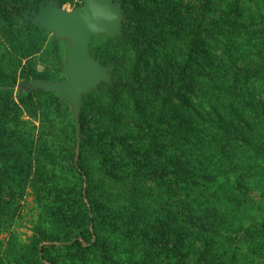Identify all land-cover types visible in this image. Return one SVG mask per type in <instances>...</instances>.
<instances>
[{"label":"rangeland","instance_id":"obj_1","mask_svg":"<svg viewBox=\"0 0 264 264\" xmlns=\"http://www.w3.org/2000/svg\"><path fill=\"white\" fill-rule=\"evenodd\" d=\"M32 1L41 7L47 0ZM57 1L60 6L70 10L83 0ZM130 2L131 15L136 8L135 3L145 8L141 9L139 15H133L134 20H130L125 26L129 42L123 41L119 51L124 56L126 52L128 61L125 67H131L136 61L134 70L137 71L138 82H135L134 89L139 83L143 86L144 94L141 96L146 108L134 106L131 85H126L123 81L125 79L118 77L121 67H117L114 78L123 81L124 86L117 88V93L115 91L114 110L116 108L118 119L125 122L126 131L121 133L127 136H124L121 144L114 141L113 146L117 150L123 147V159L125 151H128L127 157L131 158L141 149V154H137L138 158L133 159H140L145 167L139 172L130 173L131 176L138 177L137 184H130L128 179L124 180L125 183H120L112 176L108 178L109 174L98 166V159H101L99 153L102 150L110 152V148H106L107 144L102 143L97 147L94 143L96 135L107 129L105 123H108L107 111H110L111 105L106 94L85 99V105H88L85 110V118L88 119L85 130L89 140L83 144V148L82 132L76 147L75 123L68 104H57L58 108L53 106L43 117L41 114L31 117L21 106L23 127L32 135L33 140L36 141L41 136L49 145L56 146V159L61 161L57 171L59 170V175L65 173L64 182L68 186L77 187L80 179L73 178L74 174L65 169H70L72 160L77 162L79 155L83 153L90 167L89 178L92 181H80V184L89 185L95 195L103 196L101 207L108 205L104 209V216L109 213L111 221L107 229L98 227L99 232L108 231L110 234L107 247L95 245L85 251L83 256L56 244L57 246L49 248V256L57 258L59 264H150L148 256L143 257L146 241L154 243L161 236L166 237L165 239L167 236L171 237L167 231L169 222L162 226L159 217L168 213L174 217L176 209L185 200L180 193L185 196L186 190L177 193L178 190L173 188L174 182L177 183L180 179L174 174L166 178L168 186L156 178L153 183L145 180L143 171L146 170V165L151 161L155 164L157 161L158 167L163 161L174 163L177 159H187L191 163H197L213 159L211 167L214 172H218L215 168L221 170L225 167L221 173L223 175L217 181H211L207 188L194 189L191 186L188 193L202 196L198 199L206 209L217 201L218 205L215 207L221 216V223H216L214 232L218 236L212 237L214 235L211 232V240L203 246L199 239L195 240L188 235L187 241L191 243L192 249L184 260L187 264H221L218 253L224 248V264H264V145L257 149L248 140L242 141V137L249 138L250 131L264 140V120L241 102L251 98L264 101V0ZM123 11L126 13L124 7ZM126 15L128 17L127 13ZM18 19L19 17H14L12 25L6 28L0 25V75L6 73L10 78L15 77L13 81L0 79V99L2 93L9 91L17 103L19 97L26 93L21 92L17 96L16 83L25 79L23 71L30 73L27 79L42 75L47 80L62 79L64 76L60 72V65L66 57L65 40H55L46 29L29 26L31 24L25 25L22 22L24 26L20 27L16 24ZM107 40L104 35L94 36L90 41V49H104ZM130 40L133 42L130 43ZM129 45L139 47L134 49ZM136 52L139 53V58L131 60ZM208 54L216 58L211 67L206 65ZM143 59L148 60L149 67L145 66ZM168 61L174 68L178 67L177 73L172 75V92L164 89L169 81L163 79V74H159L157 79L151 74L146 79L144 75L151 68L155 71L157 65L167 66ZM150 90L155 93L152 94ZM42 96L50 97L48 94L37 93L33 99L36 101ZM34 103L37 108L38 103ZM210 103L214 105L213 112ZM148 105L151 106L150 109L147 108ZM234 106H237L236 111L239 113L245 111L252 127L245 128L243 135L237 133L236 136L229 137L210 125L208 115L220 112L226 116L228 108ZM142 115L153 118V122L148 120L143 124ZM178 115L184 121L196 125L202 130L201 133L196 132L194 135L191 131H185L192 128L191 123L187 129L183 127L185 130L175 131ZM100 118L105 120L98 122ZM232 122L236 121L232 119ZM145 123L152 124L146 127ZM94 126L100 128L95 129ZM209 129L215 131L214 137L208 136ZM107 131L101 136L104 135L103 139L112 144L116 137L112 136L114 138L111 140ZM132 150L136 152L133 154ZM236 180L245 189L238 190V184L234 183ZM224 187H228V192H238L234 201L225 197L228 192L222 190ZM84 201L88 204L87 198ZM18 203L11 216L0 221V264H10L12 254L18 256L24 253L35 257L34 227L42 212L35 190L26 187ZM155 215L158 217L154 220ZM95 228L90 226L89 231H94ZM87 257H90L89 262L85 260ZM157 259L155 264H162Z\"/></svg>","mask_w":264,"mask_h":264},{"label":"trees","instance_id":"obj_2","mask_svg":"<svg viewBox=\"0 0 264 264\" xmlns=\"http://www.w3.org/2000/svg\"><path fill=\"white\" fill-rule=\"evenodd\" d=\"M31 1L32 0H0V25L5 28L12 25L11 21L14 20V17L17 16L19 17V19L18 21H16V24L20 27H23L24 24H22V16L18 12L10 11L8 8V4H28ZM121 1L125 12L128 14L127 19H125L124 21L125 28L130 20H134L132 16L137 14L139 15L142 12L141 9L145 7H142L135 3L136 8L134 9V12L132 11L131 15L130 0ZM45 3L43 2V5ZM35 4L37 5V3ZM129 16H131V19ZM107 39V46L104 49H100L98 47H94L91 49L95 52L96 56L101 59L102 62L114 60L113 78L115 77L114 72L117 71V67H121V72L119 73L118 77L124 78L125 80H122L126 83V85H131V90L134 93V106L139 109L146 108V103L141 96L142 94H144L142 93L143 86L139 83L136 89H134L135 82H138V79L136 77L137 71L134 70L136 68V61L131 65V67H125V64L128 61L126 52L124 56V54L119 51L121 43L123 41H128L126 33L115 46L111 44L109 37H107ZM131 42L133 41L130 40V43ZM147 45L150 44L148 43ZM129 46L134 47V49L139 47V45ZM138 54L139 53L136 52L131 60L138 59ZM215 59L216 58L213 55L208 54L206 58V65L211 67ZM142 61L146 63V67H149L150 63H148V60L143 59ZM155 68V71H153V68H151V71L145 73V78L147 79L149 77V74H151L154 75L157 79V76H159V74H163V79L169 81L168 85H165L164 89L167 90V92H172L173 85H170L174 82V78L172 77V75L175 72L177 73L178 67L174 68L171 65L170 61H168L167 66L159 67L157 65V67ZM22 74L24 75L25 79H27L30 73H28L27 71H23ZM32 75L34 76L35 73H32ZM14 78V76H11L10 78L6 73L0 75V79L5 81H8V79L10 81H13ZM114 80H116V78H114ZM123 86L124 85L117 86L115 88L116 93L117 88H121ZM149 92H151L152 94L155 93L154 90H150ZM37 93H43L44 95L48 94L50 97L44 98L42 96L41 99H37L35 101L33 99V96ZM105 94L109 99L111 108L110 111H107L108 118L106 120L108 121V123H105L107 129L102 130L101 134L105 130H108L107 136L111 140L114 137L116 138L113 139L112 144H110V141L106 142L105 139H103L104 135L101 136V134L99 135V133L98 135H96L94 143L95 145H97V147L100 144L105 143L107 144L106 148H110V150L108 149L110 151L109 153H107L106 151L104 152V150L99 153L101 159H98V166L100 167V169L109 174L108 178L112 176L116 181L119 180L120 183H125L124 180L128 179L130 184H137L139 182L138 177H133L130 175V173H133V171L139 172L141 168L145 167L143 161L141 162L140 159H133L138 158V155L141 154V149L140 152L137 151L138 155L135 154L131 158L127 157L128 151H125V158L123 159L121 157V150H123V147H120L117 150L113 146L114 141H117L118 144L123 143V141L121 140H124V136L127 135L122 134L121 131H126L127 126L125 125V122L123 120L118 119L115 112L116 108L114 110V106L116 105L114 102L116 95L113 96L110 93V90L103 83L100 84L97 92L83 96L79 117L81 132L84 133V137L81 140L82 148L83 144H86L89 140V137L87 136L88 133L85 130V125L88 122V119L85 118V110L88 106L87 104L85 105V99ZM57 101V93L52 91H45L42 89L24 93L23 96L19 97V103H17L13 99L9 91H5L1 95L0 221L6 220L16 210V207L19 204L18 199L21 198L26 187H31L35 190L38 204H40L42 210L37 224L34 227L35 241L33 252L35 257L31 256V258L24 253H20L18 256L12 254V261L10 264H59L57 258L49 256L48 251L50 247H55L60 244L65 246V250L72 249L76 253L85 255V251L90 250L95 245H102L103 248H105L107 247V243H110L107 242V239L109 240L110 236L109 232L106 231L103 233L98 231V227H102V229L105 227V229H107L108 224L111 222L109 213H107L106 217L104 216L106 213L104 209L107 208L108 205H103L101 207L104 201L103 196L101 194L95 195L91 191V187H89V185L83 186L80 184V181H87L88 183L92 181L89 178L90 167L87 163V159H84L83 153L79 155V159L77 162H74V159L72 160L70 169H65L67 172L71 171L74 174L73 178L80 179L77 187H72V185L68 186L64 182V180H66V177L64 176L65 173L59 175V170L57 171V166H60L61 161H58V159H56L58 158V152H55L57 150L56 146L49 145L46 139L42 138L41 136L37 137L36 141L33 140L34 138L32 137V135L28 133L23 127L24 121L20 117L21 109L23 110L21 106H23L27 110L31 117H35L37 114H41V116L43 117L50 112L49 109H51L53 106L58 108ZM148 101V104H150V100ZM34 102L38 103L37 108ZM241 102H243L244 106L255 112L256 116H260V118L264 120V101L251 98L250 100L243 99ZM209 106L213 112L214 105L210 103ZM236 107L237 106L228 108L227 112L226 108H224L226 116L228 117L222 115L220 112H214V114L210 113L212 115H208V121H211L210 125L220 130L222 132L221 134H226L229 137L233 135L236 136L235 134L237 133L243 135L242 132H245L243 130L245 128H249L250 126L252 127V122H250L249 118L246 116L245 111L239 113L236 111ZM147 108L150 109L151 106L148 105ZM177 119L178 121L177 123H175L177 124L176 128L173 127L175 128V131H181L184 128L187 129L191 123L190 121H184L182 118H180V115H178ZM232 119H234L236 122L233 123ZM104 120L105 119L100 118L98 119V122ZM148 120L153 122V118L142 115L141 121L143 122V124L144 121L147 122ZM145 124V126L147 127L148 124L152 123ZM191 125V129L184 130L191 131L194 135L196 132L201 133L202 130H200L196 125H193L192 123ZM216 125L220 127H216ZM94 127L95 129L100 128L97 126ZM49 130L52 131V129ZM250 132L251 133L249 135V138L242 137V141L248 140V143L250 145H255L254 148H262L264 145V140L261 139L257 135V133L255 134L253 131ZM207 133L208 136H215V131H213L212 129H209ZM82 148L81 151H83ZM222 150H225V148H222ZM131 152L134 154L136 151L132 150ZM66 155H68V153L65 154V156ZM212 160L213 159H209L197 163H191L187 159H177V161H175L174 163L163 161L159 164V169L156 166V164L158 163L157 161L156 164L151 161L146 165L147 168L143 171L145 180L152 182L156 178L157 180H160L161 183H164L168 186L166 182L168 180H166V178L174 174L177 178L180 179L177 183L174 182L173 188H176L178 190L177 193L184 192V190H186V197L184 196V193H180L185 200L180 203L179 209H176V214L174 215V217H172L173 215L169 213L168 215L159 217L162 226L166 222H169L167 231L171 234V237L167 236V239H165L166 237L161 236L154 243H151V241H146L143 257L148 256L147 259H149L150 264H155L156 260H158L157 258H159L162 264H187L184 258L188 256L190 250L192 249L190 248L191 243L187 241L188 235L194 237L195 240L199 239L202 242L203 246L208 242V240L210 241L212 237L218 236L216 232H214L216 223H221L219 220L221 216L218 214L217 207H215L218 205L217 201L215 200L212 204H210L212 206L211 208L206 209V207H202L201 201H199L198 199L202 196L196 193V195L188 193V190H191V186H193L194 189L198 187L207 188L210 185L211 181H217L218 177L223 175L221 173L224 172L225 167H223L221 170L215 168V170L218 172H214V168L211 167ZM234 183L238 184V190H240V188L245 189V187L241 185L240 181L236 180ZM227 189L228 187H224L222 190L228 192L226 191ZM180 194L178 195L180 196ZM227 194L225 195V197H227L230 201H234V199L236 198L235 195H237L238 192L230 190ZM241 194L243 195V193ZM85 198L88 199V204L85 201L83 202V199ZM156 217H158V215H155L154 220L156 219ZM90 226L93 228H95L96 226V230L94 229V231H89ZM211 232L214 235L212 237L210 235ZM45 240L46 243H44ZM168 241H170V244ZM219 241L220 240H218V242ZM227 250H229V248H227ZM224 251L225 249L223 248L218 253L221 257V264L226 263L225 260L222 259V257L224 256ZM162 258H165L164 261L161 260ZM85 260L86 262H89L90 257L85 258ZM195 264L201 263L197 262Z\"/></svg>","mask_w":264,"mask_h":264},{"label":"water","instance_id":"obj_3","mask_svg":"<svg viewBox=\"0 0 264 264\" xmlns=\"http://www.w3.org/2000/svg\"><path fill=\"white\" fill-rule=\"evenodd\" d=\"M8 8L23 17L25 25L46 29L55 40L66 41V57L60 65L62 79L47 80L43 77L22 79L16 83L17 96L21 92L42 89L58 94V104H68L75 123L76 147L81 135L80 109L84 95L97 92L101 83L115 95V88L123 84L113 78L114 60L102 62L90 49L94 36L109 37L115 46L124 37L127 17L120 0H83L73 9H66L57 0H47L38 7L11 3ZM114 17V18H113Z\"/></svg>","mask_w":264,"mask_h":264},{"label":"clouds","instance_id":"obj_4","mask_svg":"<svg viewBox=\"0 0 264 264\" xmlns=\"http://www.w3.org/2000/svg\"><path fill=\"white\" fill-rule=\"evenodd\" d=\"M114 18V17H113Z\"/></svg>","mask_w":264,"mask_h":264}]
</instances>
